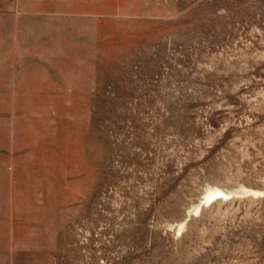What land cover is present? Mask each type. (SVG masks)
<instances>
[{
    "label": "rangeland",
    "instance_id": "1",
    "mask_svg": "<svg viewBox=\"0 0 264 264\" xmlns=\"http://www.w3.org/2000/svg\"><path fill=\"white\" fill-rule=\"evenodd\" d=\"M0 264H264V0H0Z\"/></svg>",
    "mask_w": 264,
    "mask_h": 264
},
{
    "label": "bare ground",
    "instance_id": "2",
    "mask_svg": "<svg viewBox=\"0 0 264 264\" xmlns=\"http://www.w3.org/2000/svg\"><path fill=\"white\" fill-rule=\"evenodd\" d=\"M210 196H212V195H210ZM210 196H209V197H210Z\"/></svg>",
    "mask_w": 264,
    "mask_h": 264
}]
</instances>
